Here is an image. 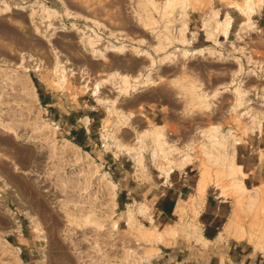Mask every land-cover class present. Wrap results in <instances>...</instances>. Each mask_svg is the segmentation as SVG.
<instances>
[{
  "label": "rangeland",
  "instance_id": "374dc122",
  "mask_svg": "<svg viewBox=\"0 0 264 264\" xmlns=\"http://www.w3.org/2000/svg\"><path fill=\"white\" fill-rule=\"evenodd\" d=\"M261 3L0 0V264H264Z\"/></svg>",
  "mask_w": 264,
  "mask_h": 264
},
{
  "label": "bare ground",
  "instance_id": "6f19581e",
  "mask_svg": "<svg viewBox=\"0 0 264 264\" xmlns=\"http://www.w3.org/2000/svg\"><path fill=\"white\" fill-rule=\"evenodd\" d=\"M247 2V4H243V6L245 5L246 7L245 8H247V9H249V10H252L251 9V7H250V5L252 4H248V1H246ZM245 2V3H246ZM259 2H264V0H259ZM261 3V4H262ZM260 4V3H259ZM259 4H257V5H259ZM253 5V4H252ZM255 5V4H254ZM261 6V5H260ZM239 8V7H238ZM241 8V7H240ZM242 9H244V7L242 8ZM242 9H240L241 11H242ZM246 9V10H247ZM245 10V9H244ZM245 10V11H246ZM247 12V11H246ZM254 12V11H253ZM243 13V12H242ZM248 13V12H247ZM247 13L245 14V15H247ZM228 15V14H227ZM250 15V14H249ZM248 16V15H247ZM247 16H246V19H247ZM224 19V20H223ZM222 20H223V22L222 23H218V30L216 31V32H220L221 33V35H223L224 37L225 36H227V34H228V29H229V25H230V18H229V15L226 17V18H223ZM249 19V18H248ZM247 19V22L249 21ZM214 20H216V22H218L217 21V19L216 18H214ZM252 20V19H251ZM210 21V20H209ZM205 22H208V21H205ZM219 22H221V21H219ZM247 22H243V27H244V24L246 25V23ZM250 23H251V21H249ZM248 22V24H250ZM210 23V22H209ZM208 23V24H209ZM207 24V23H206ZM207 24V25H208ZM213 25V24H212ZM211 24L209 25V26H212ZM253 26V23H251L249 26ZM214 26V25H213ZM204 27H205V25H204ZM247 27V26H246ZM254 27V26H253ZM252 27V28H253ZM242 28V27H241ZM249 28V27H248ZM204 29V28H203ZM216 29V28H215ZM243 29V28H242ZM210 30H213V31H215L214 30V27L212 28V27H210ZM240 30V29H239ZM238 30V31H239ZM244 30V29H243ZM252 30V29H251ZM207 31V30H206ZM247 32H248V30H247ZM207 34H208V32H206ZM214 33L215 32H213V36L212 37H215L216 38V35H218V34H216L215 36H214ZM206 34V35H207ZM209 34H212V33H209ZM208 34V36L210 37V35ZM213 40V39H212ZM214 42H216V40L214 41ZM201 49V48H200ZM58 75V74H57ZM59 76H60V74H59ZM61 77V76H60ZM59 77V78H60ZM58 78V79H59ZM61 80H63V78H61ZM100 84H99V82H97L96 83V85H95V88H94V94L97 96V95H99V93H100ZM30 89V88H29ZM125 91H127V88H125ZM108 108V107H107ZM109 109H110V111L112 110L113 111V108H112V106H111V108L109 107ZM126 117L127 116H121V118H118L115 122H114V124H113V126L111 127V128H109V133L107 134V135H109L110 137H112L113 139L112 140H116L115 142H116V147L118 148V149H122V150H124V151H126L127 153H134V152H138L137 150H138V146H135L136 144L134 143V144H125L124 142L122 143L118 138L117 139H114V137H116V136H114L115 135V133H116V130L118 129V127L120 126V124L121 123H123L125 120H126ZM158 127H159V125H157ZM5 127L6 128H8V129H14V127L13 126H11L10 124H8V123H6L5 124ZM155 127H156V125H155ZM157 127V128H158ZM251 127V126H250ZM162 128V127H161ZM252 128H253V125H252ZM251 128V129H252ZM159 130V129H158ZM158 130H153V129H145L144 130V132H143V135L144 136H148V137H150L154 142H156L157 143V147L156 148H154L152 151V158H153V164H154V167L160 172V174H162V175H164L165 177H167L168 176V174L170 173V171H172L173 170V168H179V167H182L184 164H185V162L187 161V156H184L183 155V153L181 154V152H180V154L182 155V157L180 156V158L179 157H174L173 156V154H174V152H173V147L172 146H169V149H170V153L172 154V155H167V153L166 152H164L162 149H161V147H160V145L162 146V144L164 143L165 144V142H164V140H162V141H160V139H159V137H160V133L158 132ZM161 137H162V135H161ZM140 137L138 136L137 137V139H139ZM69 144V143H68ZM160 144V145H159ZM67 145V144H66ZM72 145V144H71ZM65 146V145H64ZM68 146V145H67ZM174 149H175V147H174ZM178 150V149H177ZM183 151V150H182ZM173 152V153H172ZM175 152H176V149H175ZM179 152V151H178ZM177 153V152H176ZM175 153V154H176ZM186 153V152H185ZM85 156H88V154H86L85 153ZM84 156V157H85ZM178 156V155H177ZM189 156L191 157V155L189 154ZM190 157H188V158H190ZM139 159V158H138ZM190 161H191V159H189ZM188 160V161H189ZM208 160V159H207ZM187 161V162H188ZM186 162V163H187ZM236 165V164H235ZM235 165H234V167H235ZM230 167H231V165H230ZM229 167V172L231 171V169L232 170H234L235 168H233V164H232V167L230 168ZM239 168V167H238ZM96 170H98V168H96ZM240 169H238V171H239ZM237 171V170H236ZM236 171H234V173H233V175L234 174H237V173H235ZM100 172V171H99ZM102 173V172H101ZM97 174H99V173H97ZM206 174V173H205ZM230 174V173H229ZM101 175V174H100ZM204 175V174H203ZM202 175V176H203ZM228 175V174H227ZM231 175V174H230ZM229 175V176H230ZM206 176V175H205ZM232 176V175H231ZM103 177L104 178H106L105 177V174H103ZM201 177V176H200ZM208 177V176H207ZM202 178V177H201ZM205 178V177H204ZM203 178V179H204ZM235 179V178H234ZM68 182H70L71 183V181L70 180H67ZM106 181H107V183L111 186V187H114V183H112V181L111 180H109V179H107L106 178ZM199 181V180H198ZM207 182H208V180H207ZM199 183V182H198ZM201 183V182H200ZM240 183H241V181L239 182V183H237V184H239L238 186H241L240 185ZM63 184H64V186H66L65 184H68V183H66V181L65 182H63ZM197 186H198V184H197ZM203 186V185H202ZM206 187H207V185H205ZM204 186V187H205ZM204 187H202L203 189H204ZM199 188H200V186H199ZM258 188V187H257ZM240 189H243L244 190V188H243V186H241V188ZM197 190V189H196ZM234 190H236V189H234ZM200 191V190H199ZM204 191V190H203ZM237 192V191H236ZM235 193V192H234ZM239 193V192H238ZM257 194V193H256ZM201 196H202V194H200ZM237 195V194H236ZM239 195V194H238ZM241 196V195H240ZM235 197H237V196H235ZM235 197H234V199H235ZM238 199V198H237ZM180 204V203H179ZM181 208H183V207H181ZM180 209V208H179ZM181 212V211H180ZM132 214H133V212H132ZM131 217V216H130ZM132 219H134L133 218V216H132ZM132 219H130V220H132ZM132 221H134V220H132ZM16 229H18L17 227H14L13 228V230H16ZM35 230H36V228H35ZM224 231H227V228H224ZM231 236V235H230ZM225 237V236H224ZM17 252V251H16ZM80 257H81V259H82V262L80 263V264H89V262L85 259V258H82V256L80 255Z\"/></svg>",
  "mask_w": 264,
  "mask_h": 264
},
{
  "label": "crops",
  "instance_id": "0c3cea01",
  "mask_svg": "<svg viewBox=\"0 0 264 264\" xmlns=\"http://www.w3.org/2000/svg\"><path fill=\"white\" fill-rule=\"evenodd\" d=\"M230 26V25H229ZM228 31H229V29H228ZM221 34V33H220ZM173 171V170H172ZM172 171H170V173L172 172ZM170 173L168 174V176L167 177H165L164 175H162L163 177H165L166 179H168V177H169V175H170ZM73 187V186H72ZM75 187V186H74ZM79 187V189L80 190H83V192L85 193L82 197H83V202H84V204H88L89 205V184L87 183V185H80V186H78ZM85 208H87V206H85ZM100 246H99V248H95V246H92V249H94V250H91L90 249V253H89V264H91L92 263V261H93V258H95V259H97V261H99V262H101L102 264L105 262L104 261V257H103V253L104 252H108V249H107V247H106V249H104L103 247H104V245L103 244H99ZM96 250H99L100 251V256H98V255H95V254H93L92 253V251H96ZM108 262H109V260H107Z\"/></svg>",
  "mask_w": 264,
  "mask_h": 264
}]
</instances>
